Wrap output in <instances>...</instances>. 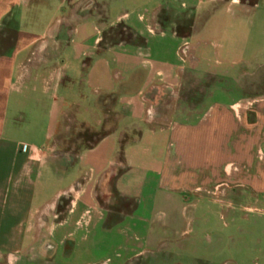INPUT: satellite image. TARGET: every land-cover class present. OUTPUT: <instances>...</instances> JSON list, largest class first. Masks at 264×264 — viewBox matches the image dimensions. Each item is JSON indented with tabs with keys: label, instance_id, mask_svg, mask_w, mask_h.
Instances as JSON below:
<instances>
[{
	"label": "crops",
	"instance_id": "1",
	"mask_svg": "<svg viewBox=\"0 0 264 264\" xmlns=\"http://www.w3.org/2000/svg\"><path fill=\"white\" fill-rule=\"evenodd\" d=\"M11 1L0 0V3ZM31 1L45 5L47 13L58 16L54 23L46 25L44 38L28 40L33 48L27 63H14V66L0 63V68H9L3 70L9 71L7 76L0 79V244L16 247L23 243L27 232L19 228L35 219L37 229L31 235L32 240H52L61 258L73 257L80 249L78 245L89 240L90 229H102L110 216L108 210L98 205L94 190L98 182L105 186L118 171L121 176L116 186L123 199L134 195L123 180L155 182V189L149 195L150 206L146 208L138 201L135 212L128 216L121 214L112 229L103 231L109 238L119 240L112 247L113 252L84 264H133L150 247L159 245L150 227V217L159 197L166 204L173 197L198 190L199 187L188 188L192 176L214 175L213 165L220 159H227L221 175L232 178V182L217 186L244 189L251 194L264 193V91L242 90L234 78L233 90L237 94L228 99L225 94L229 91L225 90L207 94L204 99L212 100L210 104L207 102L200 109H185L191 115L196 113L195 117L163 121L153 112L160 96H168L179 87L186 63L196 55V49H188L193 33L178 36L171 20L161 25L157 20L163 14L174 20L177 14H191L195 19H202L199 36H203L215 19L220 20L222 10L213 9L217 0ZM232 4L237 8L232 15L235 23L243 21L256 33L264 32V14L260 10L264 0L251 5L235 0ZM27 10L26 6L24 11ZM118 25L144 40V46L106 44L100 48L105 32ZM200 41V53L209 58L207 43ZM259 49L256 46L248 52ZM11 50L12 56L19 52L18 47ZM245 51L244 47L235 48L231 62L224 63L217 58L215 62L223 67L264 68V64L252 62ZM216 56L219 57L217 53ZM1 59L7 61L8 55L1 54ZM36 84L41 86L42 95L52 93L51 104L45 128L40 131L42 144H26L17 141V138H32L21 117L33 116L35 112L26 110V102L18 97L29 99L36 92ZM8 90H15L17 99L10 97ZM68 110L74 111L71 113L74 122L106 133L93 147L85 149L84 145L66 169L65 163L63 167L59 164L64 158L54 156L53 152L66 140L54 138L58 132L68 130L63 122ZM114 112L122 117L117 126L104 122ZM124 130L137 134L125 140L121 133ZM164 139L168 140V152L160 157L157 151ZM121 146L122 161L118 159ZM152 151L156 154L151 155ZM145 161L151 166H146ZM82 167L88 171L82 177L84 183L79 190L73 191L79 179L73 180L56 195V201L34 207L42 194L40 182L44 172H50L53 177L60 175L64 181ZM140 190L137 195H141ZM66 192L72 195L73 201L67 211L57 212L56 202ZM141 212L145 213L144 218ZM44 229L46 235L42 234ZM128 231L133 234L131 238L125 237ZM45 248L49 250L52 246L47 244ZM5 264L12 263L9 259Z\"/></svg>",
	"mask_w": 264,
	"mask_h": 264
},
{
	"label": "rangeland",
	"instance_id": "2",
	"mask_svg": "<svg viewBox=\"0 0 264 264\" xmlns=\"http://www.w3.org/2000/svg\"><path fill=\"white\" fill-rule=\"evenodd\" d=\"M233 1L235 0L214 2L213 9L222 10L219 15L220 20L215 19L211 27L208 26L205 29L203 36H199L202 19H195L191 14H177L175 20L168 19L163 14L157 20L159 25L171 20L175 32L193 33L188 49H196V55L192 61L186 63V70L181 75L179 87L168 96L163 94L164 96H160V99L157 100L155 111H153L155 116L163 121L168 118L174 121H184L192 116L195 117L196 113L191 115L185 109L189 107L200 109L207 102L210 104L212 100L204 99L207 94L215 95L218 91L225 90L229 91L225 94L227 99L235 96L237 93L233 90L236 86L233 83L234 78L242 90L251 88L258 92L264 91V68L255 69L237 65L234 66L235 68L233 66L223 67L215 62L217 59L231 62L236 54L235 48L244 47L246 56L250 55L252 62L264 64V32L256 33L252 30L253 28L249 29L248 23L243 21L235 23L232 15L236 14L237 8L232 6ZM237 1L251 5L258 0ZM31 2V0L30 2L29 0H12L10 3H0V55L3 53L8 55L7 61L1 59L0 63H13V66L14 63H27V57L33 48V45L28 44L29 41L33 37L35 39L44 38L42 33L47 28L46 25L55 22L58 14L47 13L45 5ZM26 6L28 10L24 11ZM260 10L264 14L263 4H261ZM43 13L45 14L43 15ZM258 28L260 29L257 26ZM115 29H109L105 34L109 36L115 32ZM195 33H197L196 36ZM201 39L207 43L209 58L200 53ZM256 46L260 47L258 51L248 52ZM14 47H18L19 52L12 56L10 49ZM216 53L219 57L216 56ZM6 68L8 67L0 68L1 80L9 73V71L8 73L7 71L3 72ZM12 69L13 72L14 67ZM238 71L240 73L236 75ZM4 88L7 89L5 86ZM7 93L10 97L17 99L15 90H8ZM51 94L49 92L48 95H42L41 86L36 84V92L30 94L29 99L18 97V100L22 99L23 102H26V110L35 112L33 116L21 117L22 124H26L29 130L28 134L32 138H17L18 142L42 144L40 131L45 128L47 122ZM68 112L70 114L68 113L63 121L66 125L65 128L68 126V130L58 132L54 138L56 141H61L63 138L66 140L61 143V147L53 152L54 156L64 158L59 164L63 167L65 163L66 169L72 165L71 161L85 147L84 145L91 146L98 136L106 133L104 130H90L86 126L74 122L71 114L74 111L68 110ZM101 118L103 119V117ZM105 120L117 126L116 124H120L122 117L114 112L111 117L104 118V122ZM121 133L125 140L133 139L137 134L135 131L125 130L124 133ZM81 144L83 145L80 147ZM157 152L161 155L160 157L168 152L167 139L162 140ZM153 154L155 155L156 152L154 151L151 155ZM144 158H148V156ZM225 160L227 159H220L214 163L213 172L215 174L210 177L200 178L197 176L199 178H196L194 175L192 176L193 180L188 188L199 187L198 190L194 189L173 197L166 204L163 203L164 201H159V197L157 206L150 217V227L160 244L150 247V251H146L133 264H264V193L251 194L244 189H234L224 185L217 186L221 182L229 185L232 182V178H225L221 175ZM145 164L148 167L151 166L149 161H145ZM87 171V167H82L80 170L75 169L64 181L60 175L53 177L50 172H44L40 182L42 194L35 202L34 207L40 205L43 207L44 204L56 201V195L66 189L73 180L79 179L73 187V191L79 190V187L84 183L82 177ZM120 176L121 173H116L105 186L99 185V182L96 185L95 199L99 206L110 212V216L103 222V230L100 228L90 229L89 240L78 245L80 249L73 257L61 258L60 254H57L56 245L52 240L33 241L31 235L37 229V222L33 219L32 222L28 221L19 228L21 232H27L26 240L23 243L16 247L12 244H0V264H5L9 259L12 264H84L89 260L96 262L105 255L109 256L112 247H115L119 240L115 237L109 238L103 231L112 229L121 214L128 216L135 212L138 208V201L142 206L148 208L151 203L150 196L155 189V182L151 179L146 181L135 178L126 179L122 183L133 190L134 195L131 198L123 199L116 186ZM138 190L142 191L141 195L136 194ZM72 201V195L66 192L56 202L57 212L67 211ZM140 216L144 218L145 213L141 212ZM46 233L44 229L42 234L46 235ZM132 236V232L125 233L126 238ZM47 244H50L52 248L47 250L45 248ZM47 252L51 255L46 256Z\"/></svg>",
	"mask_w": 264,
	"mask_h": 264
},
{
	"label": "trees",
	"instance_id": "3",
	"mask_svg": "<svg viewBox=\"0 0 264 264\" xmlns=\"http://www.w3.org/2000/svg\"><path fill=\"white\" fill-rule=\"evenodd\" d=\"M178 36L186 37L189 36L190 32L188 33H178L176 32ZM116 45V44H136L138 46H144V40H142L140 37L136 36L130 29L126 28L123 25H118L115 29V32L110 34L109 36L107 34L103 35V38L100 42V48H103L104 45ZM104 134H102L103 136ZM102 136H98V138L94 141V143L86 148H91L94 145L98 143V141L102 138ZM119 160L122 161V146L119 153ZM121 171H118L117 174H120ZM130 209L128 210V212ZM127 213V212H126Z\"/></svg>",
	"mask_w": 264,
	"mask_h": 264
},
{
	"label": "built area",
	"instance_id": "4",
	"mask_svg": "<svg viewBox=\"0 0 264 264\" xmlns=\"http://www.w3.org/2000/svg\"><path fill=\"white\" fill-rule=\"evenodd\" d=\"M187 52H188V51H187ZM185 53H186V52H185ZM185 53H184V54H185Z\"/></svg>",
	"mask_w": 264,
	"mask_h": 264
}]
</instances>
